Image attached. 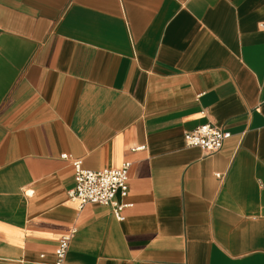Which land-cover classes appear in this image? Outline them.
<instances>
[{
    "label": "crops",
    "instance_id": "0c3cea01",
    "mask_svg": "<svg viewBox=\"0 0 264 264\" xmlns=\"http://www.w3.org/2000/svg\"><path fill=\"white\" fill-rule=\"evenodd\" d=\"M262 24L264 0H0V264L67 236L64 264H264ZM206 124L214 154L185 144ZM73 160L131 164L123 221L69 199Z\"/></svg>",
    "mask_w": 264,
    "mask_h": 264
},
{
    "label": "built area",
    "instance_id": "2783aa9c",
    "mask_svg": "<svg viewBox=\"0 0 264 264\" xmlns=\"http://www.w3.org/2000/svg\"><path fill=\"white\" fill-rule=\"evenodd\" d=\"M261 27L264 28V24ZM229 138L230 132L213 124H206L186 133L185 144L188 148H201L206 153L214 154L222 149L224 142ZM63 159L69 160L70 157L64 155ZM72 164L75 169V186L68 191L69 199L77 202L80 208L90 204L110 207L115 218L123 221V212L131 205L119 203L117 197L128 196L131 164L125 163L120 168L101 171L85 170L82 162L76 160H73ZM71 237L61 238L56 250V264H64Z\"/></svg>",
    "mask_w": 264,
    "mask_h": 264
}]
</instances>
